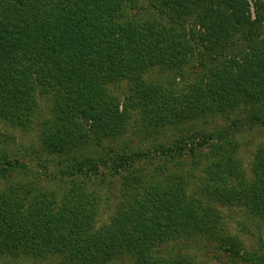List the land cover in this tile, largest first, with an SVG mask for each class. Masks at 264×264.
<instances>
[{"label": "trees", "instance_id": "obj_1", "mask_svg": "<svg viewBox=\"0 0 264 264\" xmlns=\"http://www.w3.org/2000/svg\"><path fill=\"white\" fill-rule=\"evenodd\" d=\"M137 1L0 0V124L31 130L48 98L54 115L41 123V146L63 159L53 179L92 181L107 171L122 185L118 210L102 226L98 196L81 186L60 201L40 183L0 190V264H108L124 257L133 264H195L157 254L193 236L219 235L223 207L264 220V148L248 182L232 142L242 127L264 128V0H156L146 19L127 14ZM160 71L174 81L148 80ZM123 83L125 101L112 93ZM241 108L247 117L202 132L196 146L187 137L154 152L104 145L128 134L134 111L145 129L161 132ZM195 147L210 149L211 157L194 190L181 175L137 169L184 158ZM8 159L0 149V178L27 170ZM234 239L222 241L240 255Z\"/></svg>", "mask_w": 264, "mask_h": 264}, {"label": "rangeland", "instance_id": "obj_2", "mask_svg": "<svg viewBox=\"0 0 264 264\" xmlns=\"http://www.w3.org/2000/svg\"><path fill=\"white\" fill-rule=\"evenodd\" d=\"M156 3V0H138L135 5L129 7L127 14L128 16L133 14V16L141 19L150 18V14L155 11ZM169 77L173 76L160 71L152 74L148 80L153 82L174 81L167 80ZM127 87L123 83L113 87L112 93L120 97V100L125 101L130 96ZM41 102L43 107L38 112L37 118H39V121L34 124L31 130L13 129L0 124V149L8 154V160L12 162L20 160L27 168L26 171H20L19 168L14 169L9 178H0V190H7L17 184L31 186L40 183L37 186L44 187L51 196L60 201L72 186H81L99 198L101 210L98 224L102 226L111 223L118 210L120 196L122 195L120 179L111 178L107 171L101 177H96L92 181L78 178L60 182L53 179L52 176L54 175L51 174L55 170V166L63 159L62 156L50 155L42 149L41 123L54 114L51 112L52 103L50 99L44 97ZM247 115L248 109L241 108L237 112L222 115L207 122H197L196 124L192 123L183 127H172L168 130L156 132L145 129L138 112L134 111L128 134L119 142L107 141L104 142V145L109 150H119L120 145L124 143L128 144L134 151L154 152L158 148H171L175 143L187 137L189 140H191L190 138L194 139L192 142L194 144L190 142V146H196L202 132L211 134L217 129L228 127L233 121L247 117ZM232 142L237 147L236 156L242 166L245 179L251 182L253 180L256 154L261 148H264V128L250 129L242 127L233 136ZM85 154L93 156L95 153L87 152ZM184 156V158L174 159L173 161L154 159L137 165L139 166L137 169H142L147 176L157 172L181 175L190 185V190H194L202 184L206 177L211 150H199L195 147L193 152H189L188 155ZM2 163H0L1 168H3ZM47 168H49V171L45 170ZM220 213L222 231L219 235L200 234L174 242L161 249L160 252L158 251V258L169 261L180 257L195 264H264V220L250 214L247 209L237 206L223 207L220 209ZM228 237H234V240L239 243L241 247L240 255L231 254L228 251L231 243L222 241V239ZM59 262L58 260H26L21 263L6 262L5 264H58ZM133 263V260L124 257L112 259L108 264Z\"/></svg>", "mask_w": 264, "mask_h": 264}]
</instances>
